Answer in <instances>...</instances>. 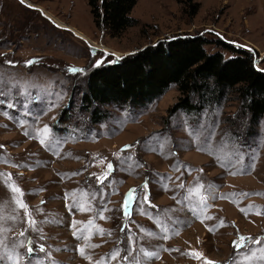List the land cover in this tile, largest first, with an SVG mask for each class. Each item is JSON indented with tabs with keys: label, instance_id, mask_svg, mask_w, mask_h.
<instances>
[{
	"label": "rangeland",
	"instance_id": "1",
	"mask_svg": "<svg viewBox=\"0 0 264 264\" xmlns=\"http://www.w3.org/2000/svg\"><path fill=\"white\" fill-rule=\"evenodd\" d=\"M130 15L112 35L87 0H0V242L28 228L45 264H126L112 254L131 241L158 253L142 264H264V113L253 120L242 84L193 94L191 111L170 112L175 84L139 108L104 106L98 123L81 106L98 61L181 35L202 37L209 54L246 52L264 71V0H138ZM241 236L252 240L237 252Z\"/></svg>",
	"mask_w": 264,
	"mask_h": 264
},
{
	"label": "trees",
	"instance_id": "2",
	"mask_svg": "<svg viewBox=\"0 0 264 264\" xmlns=\"http://www.w3.org/2000/svg\"><path fill=\"white\" fill-rule=\"evenodd\" d=\"M138 0H87L95 25L117 35L137 20L130 15ZM200 36L181 35L93 68L82 89L81 106L92 123L109 116L104 106L139 108L171 85L181 93L170 112L194 110L192 95L223 94L242 84L245 106L253 120L264 113V71L254 67L246 52L225 58L207 53ZM195 104H197L195 102Z\"/></svg>",
	"mask_w": 264,
	"mask_h": 264
},
{
	"label": "snow or ice",
	"instance_id": "3",
	"mask_svg": "<svg viewBox=\"0 0 264 264\" xmlns=\"http://www.w3.org/2000/svg\"><path fill=\"white\" fill-rule=\"evenodd\" d=\"M21 2L23 3V0H21ZM6 64L10 65V66H15L14 63L12 61H6ZM34 63H39V61L37 60H31V61H27L26 65L27 66H31ZM102 62L98 61L96 66H100ZM67 71L69 73H80L83 72L84 69H78V68H73L70 67L67 69ZM3 95V91L0 90V96ZM7 107L11 108L14 107V105L12 103L7 104ZM45 130H47V126H45ZM191 134L192 135H197L195 130H191ZM139 143V142H138ZM3 145H0V148H2ZM136 147V145H125L123 149H121L122 152H126L131 148ZM172 155H175V153H172ZM242 159V157H241ZM6 162V161H5ZM18 166V165H16ZM142 166V165H141ZM113 165L111 163L108 164V172L110 173L111 171H113ZM202 171V170H201ZM236 174V173H233ZM2 175V174H0ZM11 175V174H9ZM107 178V173L105 174V179ZM98 182L103 183V180H100V178L98 177ZM164 178L160 177V180L162 181ZM181 188L184 187L183 184L179 185ZM148 187V181L147 179L145 180V184H144V188L147 189ZM203 187V186H202ZM165 188H167V186L165 185ZM13 192H20L19 188H13L12 189ZM137 190L136 189H131L129 191V193L126 196V204L133 202V194L136 193ZM189 195H191V193H189ZM242 195H249L247 193H244ZM224 198V197H221ZM185 199H188V197H185ZM147 201V194L144 196L143 200H141V197L139 195H137L135 197V202L137 204H141L143 202ZM44 203V202H42ZM178 203H181V201H178ZM200 203L203 204L205 207H207V197L205 196H201L200 197ZM75 206V205H74ZM21 207H26V205L21 204ZM155 207V206H153ZM103 218V217H101ZM2 217H0V221H2ZM31 224H35V221H30ZM124 229L121 228V231H123ZM210 231H212L213 229H209ZM4 231L3 227L0 226V232ZM28 228H25L21 233V239L19 241H16L15 238H13V243L11 246H8L6 244H2V242H0V264H23V262L26 261V264H45V257L41 256L40 254H46V256H50V252L46 253L45 250V246L44 244H36L35 246H33V239L31 237V235H28ZM33 232H38V229L33 228L32 229ZM103 231V230H101ZM173 235L178 234V232L173 231L172 233ZM74 237L77 236V234L74 232L73 233ZM24 237H27V244L25 245V240ZM161 238L163 239H167L168 235H167V230H165V232L163 234H161ZM40 239L43 240L44 236L41 234L40 235ZM252 240V238L248 237H243L241 236L240 239L238 241H233V247L234 249L239 252L241 249H243L246 246V241H250ZM255 244H259L261 241L260 239L254 240L252 241ZM93 247H98V245H93ZM18 248H23L24 251H17ZM166 251H179L178 249H165ZM264 251V250H262ZM80 253L81 255H83V250L80 249ZM121 253H124V255L122 256V260L124 262H126V264H142L141 261V254H144L145 257V261L146 260H150L152 258H159L158 257V253L155 250H152L150 252H146L145 248L143 247L142 244H140L138 241H131L129 246L126 248H118L117 250L114 251V253L112 254V258H116L117 256H120ZM135 253V255H134ZM190 254V253H189ZM97 264H102V262H97ZM205 264H215V262H211V261H206Z\"/></svg>",
	"mask_w": 264,
	"mask_h": 264
},
{
	"label": "bare ground",
	"instance_id": "4",
	"mask_svg": "<svg viewBox=\"0 0 264 264\" xmlns=\"http://www.w3.org/2000/svg\"><path fill=\"white\" fill-rule=\"evenodd\" d=\"M63 27V26H62ZM65 28V27H64ZM74 31V30H73Z\"/></svg>",
	"mask_w": 264,
	"mask_h": 264
},
{
	"label": "crops",
	"instance_id": "5",
	"mask_svg": "<svg viewBox=\"0 0 264 264\" xmlns=\"http://www.w3.org/2000/svg\"><path fill=\"white\" fill-rule=\"evenodd\" d=\"M75 28V27H74Z\"/></svg>",
	"mask_w": 264,
	"mask_h": 264
},
{
	"label": "water",
	"instance_id": "6",
	"mask_svg": "<svg viewBox=\"0 0 264 264\" xmlns=\"http://www.w3.org/2000/svg\"><path fill=\"white\" fill-rule=\"evenodd\" d=\"M127 55V54H126Z\"/></svg>",
	"mask_w": 264,
	"mask_h": 264
}]
</instances>
